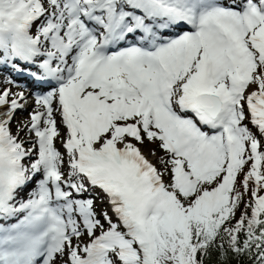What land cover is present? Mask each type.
Here are the masks:
<instances>
[{
	"label": "snow or ice",
	"instance_id": "snow-or-ice-1",
	"mask_svg": "<svg viewBox=\"0 0 264 264\" xmlns=\"http://www.w3.org/2000/svg\"><path fill=\"white\" fill-rule=\"evenodd\" d=\"M3 69L0 264H264V0H0Z\"/></svg>",
	"mask_w": 264,
	"mask_h": 264
},
{
	"label": "rangeland",
	"instance_id": "rangeland-1",
	"mask_svg": "<svg viewBox=\"0 0 264 264\" xmlns=\"http://www.w3.org/2000/svg\"><path fill=\"white\" fill-rule=\"evenodd\" d=\"M14 74H15V72L12 71V70L9 73H5V72H1L0 71V77H2L4 80L5 79H13L15 81V84H6V83H1V81H0V91H2L4 88H10L12 93H18V92H21V91L25 90V88H21V86L19 85V82L15 80ZM16 85H19V88ZM250 91H251V89H250ZM25 96L28 97L27 104L25 105L23 110H19V111L16 112V114L14 115L13 120H12L11 129H12V132H13L14 135L16 134L18 128H23V126L25 124L29 123L30 114L32 113V111H33V109L35 107L33 99L30 96L26 95V94H25ZM6 110L7 109H5L4 111H6ZM4 111L0 110V113H2ZM245 123H247V121ZM249 126H251V125H249ZM60 133H61V136L64 135V131H63L62 128L60 129ZM20 138L22 140H27L28 139L27 130L26 129L23 132H21V137ZM55 146L58 149H60L61 151H63V149L61 148L59 139L56 141ZM150 149L156 151L157 155L155 157L150 154ZM141 151L144 153V155L151 162L156 164V166L158 168L160 167V165L157 163V159H158V157L160 155H162V153L160 152V150L155 145L147 144L145 146H142L141 147ZM34 187L35 186L33 185L32 188H34ZM32 188H30L29 191H31ZM93 195H97L98 196V198L96 200L97 210L98 211L106 210L107 209V204H106V201H104V199L102 197V194L93 193ZM25 196H27V194H25ZM84 239H85V242H86L87 238L85 237Z\"/></svg>",
	"mask_w": 264,
	"mask_h": 264
},
{
	"label": "trees",
	"instance_id": "trees-1",
	"mask_svg": "<svg viewBox=\"0 0 264 264\" xmlns=\"http://www.w3.org/2000/svg\"><path fill=\"white\" fill-rule=\"evenodd\" d=\"M249 127H251V126H249ZM247 199H249V197L246 196V197H245V201H247ZM242 210H243V205L241 206V210L238 211L237 214H236L237 219L239 218V216H240V212H241ZM232 264H249V262H248L247 258L245 257L243 260H240L239 262L233 260V261H232Z\"/></svg>",
	"mask_w": 264,
	"mask_h": 264
},
{
	"label": "bare ground",
	"instance_id": "bare-ground-1",
	"mask_svg": "<svg viewBox=\"0 0 264 264\" xmlns=\"http://www.w3.org/2000/svg\"><path fill=\"white\" fill-rule=\"evenodd\" d=\"M0 71L1 72H5V73H9L11 71V69H3V70H0ZM0 81H1V83H3L4 79L2 77H0ZM16 81H18L19 85H20L21 80H16ZM19 85L18 86L16 85V86L19 88ZM5 109H6V107L5 108H1L0 110L4 111Z\"/></svg>",
	"mask_w": 264,
	"mask_h": 264
}]
</instances>
